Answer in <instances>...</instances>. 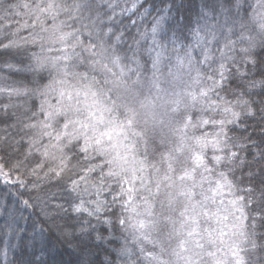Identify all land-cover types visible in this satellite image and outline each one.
Returning a JSON list of instances; mask_svg holds the SVG:
<instances>
[{"label":"snow or ice","instance_id":"snow-or-ice-1","mask_svg":"<svg viewBox=\"0 0 264 264\" xmlns=\"http://www.w3.org/2000/svg\"><path fill=\"white\" fill-rule=\"evenodd\" d=\"M159 4L7 0L28 20L0 30V63L27 58L31 78L0 88V184L36 177L16 201L42 221L22 264H57L52 235L73 264H264V0H199L194 18ZM41 185L63 225L44 226Z\"/></svg>","mask_w":264,"mask_h":264},{"label":"trees","instance_id":"trees-1","mask_svg":"<svg viewBox=\"0 0 264 264\" xmlns=\"http://www.w3.org/2000/svg\"><path fill=\"white\" fill-rule=\"evenodd\" d=\"M24 0H11V3H23ZM177 3H180V0H177ZM198 0H183V8L179 12L178 15L186 16V17H195L196 11L198 10ZM156 7L159 8V0H155ZM7 5V0H0V30H3L5 26L8 27L9 31H14L17 27L18 23H23L28 20V17L24 15L27 9L23 8H11L8 9L7 12L4 11V8ZM19 13V14H17ZM131 15V13H128ZM177 13H173V16H176ZM133 19H137V17H133ZM172 23H175V20H172ZM135 31V29H133ZM20 35L27 37L28 33L26 31H22ZM130 43V41H129ZM33 50H38V47H34ZM194 55H198L197 52H194ZM23 64L18 63L17 61H12L14 68L9 69L4 66L3 63H0V88H8V87H22L23 84L27 82L28 79L31 78V74L27 71H16V69H23L25 65L28 64L27 58L22 57ZM25 98H16L12 97V102L16 104H23ZM0 102H8V97H0ZM2 127V126H0ZM9 132L12 133L14 130L9 129ZM4 133L0 131V136H3ZM22 180H25L26 183L29 184L28 189L24 188H10L7 185L0 184V264H22L23 261H26L32 258L33 249L30 244L27 248L21 246V238L27 240L28 236L32 233V225L34 223H40L42 221L35 215L32 209L23 210V205L16 201V195H20L22 200L28 199V193L31 192L32 195H35L30 188V184L33 181H37L36 177L27 176L26 174L20 177ZM44 191H50L54 195L49 197L51 201V206L49 211L53 212L54 216H56L55 223L53 221H49L45 227L52 225L53 228L55 224L63 225L65 223L64 219H60L59 216L56 215L55 205L64 204V207L67 208V204L64 203L65 197L61 195L56 188L49 189L45 185H41ZM10 193L15 195H10ZM116 215L109 217L113 221H115L116 216L119 215V208L115 210ZM15 212V217L11 214ZM62 215V214H61ZM68 216H75L74 213L69 211ZM18 219L17 227L20 230L18 233L13 234L11 229L7 227L8 223L11 222L12 219ZM67 219V217H65ZM80 221H91V224L100 231L112 232V228L108 224H101L97 222V218L88 217L86 214H83L79 217ZM76 221H70V223H75ZM79 226V225H77ZM258 232L264 233V226L258 228ZM116 236H120V233H115ZM124 235H128L125 233ZM125 243L123 238L121 237L117 244L114 247L122 246ZM132 247L131 239L129 237V245ZM49 247L53 249L52 255L54 256L57 264H73L74 256L72 255V251L69 245L62 244L55 239V235H52L49 238ZM39 253H37V257H39ZM46 258V257H45ZM134 259V257H133ZM125 260H128V257H124L122 259L117 260V264H125Z\"/></svg>","mask_w":264,"mask_h":264},{"label":"rangeland","instance_id":"rangeland-1","mask_svg":"<svg viewBox=\"0 0 264 264\" xmlns=\"http://www.w3.org/2000/svg\"><path fill=\"white\" fill-rule=\"evenodd\" d=\"M199 1V0H198Z\"/></svg>","mask_w":264,"mask_h":264}]
</instances>
